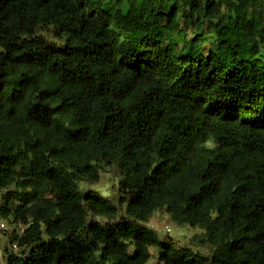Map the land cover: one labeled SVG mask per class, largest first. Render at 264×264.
Here are the masks:
<instances>
[{
	"label": "trees",
	"instance_id": "1",
	"mask_svg": "<svg viewBox=\"0 0 264 264\" xmlns=\"http://www.w3.org/2000/svg\"><path fill=\"white\" fill-rule=\"evenodd\" d=\"M103 167L116 203L80 189ZM12 186L9 264H147L151 248L155 264H264V0H0ZM159 209L202 229L211 257L142 227Z\"/></svg>",
	"mask_w": 264,
	"mask_h": 264
},
{
	"label": "rangeland",
	"instance_id": "2",
	"mask_svg": "<svg viewBox=\"0 0 264 264\" xmlns=\"http://www.w3.org/2000/svg\"><path fill=\"white\" fill-rule=\"evenodd\" d=\"M184 20L178 21L177 27L173 38L177 32L183 30ZM192 28H189L188 35H191ZM204 37H206V43L202 47V52L207 55L213 48V42L210 40L211 32L208 22H204L199 31ZM119 180V173L116 167H103L100 172V181L97 184H80L81 191H94L101 198L115 203L119 199L117 194V185ZM7 192H13L14 194L20 193V191L12 186L6 190L0 192V204L1 198ZM21 203L18 197H15L14 205L17 206ZM99 221L106 223L107 220L103 217H89V220ZM127 217L124 214L123 208H120L117 220H125ZM145 229L153 231L160 243L171 245L174 248L186 249L191 253L198 255L202 258H210L213 252V248L209 245L200 246L198 241L204 236V231L200 228H193L189 225H181L174 221L165 209H159L152 213L149 222L142 224ZM11 242L4 236L0 239V259L5 260L4 251L10 249ZM152 257L147 264L157 263V249H150Z\"/></svg>",
	"mask_w": 264,
	"mask_h": 264
},
{
	"label": "built area",
	"instance_id": "3",
	"mask_svg": "<svg viewBox=\"0 0 264 264\" xmlns=\"http://www.w3.org/2000/svg\"><path fill=\"white\" fill-rule=\"evenodd\" d=\"M13 228L10 226L7 220L0 218V239L4 237L5 234L9 233ZM17 236L21 237L25 232V226L19 224L14 228ZM10 250L14 253L18 251L17 243H12ZM0 264H9L7 260L0 259Z\"/></svg>",
	"mask_w": 264,
	"mask_h": 264
}]
</instances>
